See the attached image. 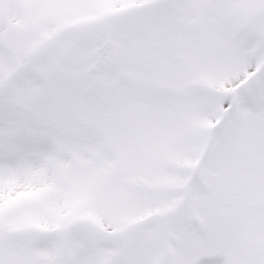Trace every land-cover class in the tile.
Returning a JSON list of instances; mask_svg holds the SVG:
<instances>
[{"label":"snow or ice","instance_id":"obj_1","mask_svg":"<svg viewBox=\"0 0 264 264\" xmlns=\"http://www.w3.org/2000/svg\"><path fill=\"white\" fill-rule=\"evenodd\" d=\"M0 264H264V0H0Z\"/></svg>","mask_w":264,"mask_h":264}]
</instances>
